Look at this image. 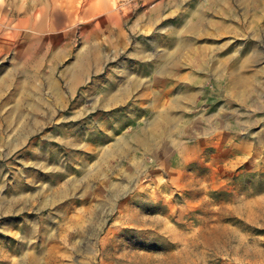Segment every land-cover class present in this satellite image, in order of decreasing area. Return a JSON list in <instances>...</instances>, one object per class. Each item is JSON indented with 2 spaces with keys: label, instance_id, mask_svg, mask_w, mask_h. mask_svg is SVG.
I'll use <instances>...</instances> for the list:
<instances>
[{
  "label": "rangeland",
  "instance_id": "obj_1",
  "mask_svg": "<svg viewBox=\"0 0 264 264\" xmlns=\"http://www.w3.org/2000/svg\"><path fill=\"white\" fill-rule=\"evenodd\" d=\"M37 263L264 264V0H0V264Z\"/></svg>",
  "mask_w": 264,
  "mask_h": 264
},
{
  "label": "crops",
  "instance_id": "obj_2",
  "mask_svg": "<svg viewBox=\"0 0 264 264\" xmlns=\"http://www.w3.org/2000/svg\"><path fill=\"white\" fill-rule=\"evenodd\" d=\"M1 9H3V7H1ZM21 21L23 22L24 20H21ZM245 56L247 57V60L253 58V56H249V52H246ZM246 57H245V58H246ZM204 62H205V61H204ZM205 64H206V63L201 64V65H200V68H205V67H206ZM225 67H226V66H225ZM226 68H227V67H226ZM226 70H227V69H226Z\"/></svg>",
  "mask_w": 264,
  "mask_h": 264
},
{
  "label": "bare ground",
  "instance_id": "obj_3",
  "mask_svg": "<svg viewBox=\"0 0 264 264\" xmlns=\"http://www.w3.org/2000/svg\"><path fill=\"white\" fill-rule=\"evenodd\" d=\"M42 250H43V249H42ZM42 252H43V251H42ZM41 254H43V253H41ZM40 260H41V259H40ZM36 262H38V259H36L35 263H36ZM37 264H38V263H37Z\"/></svg>",
  "mask_w": 264,
  "mask_h": 264
}]
</instances>
